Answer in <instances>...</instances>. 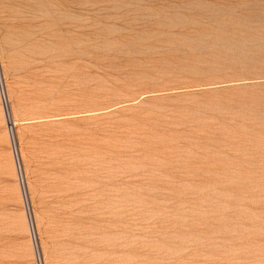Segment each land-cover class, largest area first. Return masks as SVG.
I'll use <instances>...</instances> for the list:
<instances>
[{
    "label": "rangeland",
    "instance_id": "1",
    "mask_svg": "<svg viewBox=\"0 0 264 264\" xmlns=\"http://www.w3.org/2000/svg\"><path fill=\"white\" fill-rule=\"evenodd\" d=\"M0 264H264V0H0Z\"/></svg>",
    "mask_w": 264,
    "mask_h": 264
},
{
    "label": "bare ground",
    "instance_id": "2",
    "mask_svg": "<svg viewBox=\"0 0 264 264\" xmlns=\"http://www.w3.org/2000/svg\"><path fill=\"white\" fill-rule=\"evenodd\" d=\"M15 156V155H14Z\"/></svg>",
    "mask_w": 264,
    "mask_h": 264
}]
</instances>
